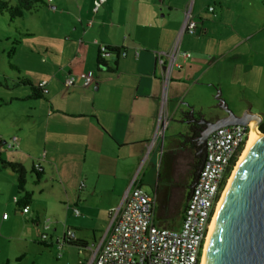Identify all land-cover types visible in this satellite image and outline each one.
<instances>
[{"label":"crops","instance_id":"crops-1","mask_svg":"<svg viewBox=\"0 0 264 264\" xmlns=\"http://www.w3.org/2000/svg\"><path fill=\"white\" fill-rule=\"evenodd\" d=\"M190 1L107 0L96 13L93 0H41L34 6L35 12L43 14L31 15V26L26 28L25 35L38 40L29 45L34 54L31 73L23 80L47 92L30 99L31 89L19 81L0 85V140L11 139L0 151L27 171L26 191L31 194L27 214H33L30 220L37 227L43 217L52 218L54 242L70 228L83 246L94 251L109 228V211L121 206L136 185L151 183L163 211L172 204L179 183L176 172L171 173L166 148L182 134L164 138L162 156L158 155L161 141L155 134L163 86L153 52L171 49ZM226 2L193 0L197 29L193 35L184 34L180 45V52H188L190 58L178 57L172 93L164 100L170 120L178 114L183 123L182 114L190 112V107H181L178 88L186 80L205 76L206 53L200 49L214 20L225 18ZM102 48L118 53L105 55L106 68L100 69ZM86 74L94 81L84 88ZM70 75L76 77L75 86L65 88L64 80ZM37 165L41 174L36 184ZM4 171L8 174L0 176V195L7 183L12 196L16 175ZM5 214L2 225L9 219H3ZM85 232H91V239ZM86 253L90 259L91 251Z\"/></svg>","mask_w":264,"mask_h":264},{"label":"rangeland","instance_id":"rangeland-1","mask_svg":"<svg viewBox=\"0 0 264 264\" xmlns=\"http://www.w3.org/2000/svg\"><path fill=\"white\" fill-rule=\"evenodd\" d=\"M2 1L12 7L17 5V0ZM216 9L219 10V6ZM224 10L225 18L223 21L214 20L216 23L210 30L209 39L200 49L206 53L203 56L205 64L202 65L206 74L198 81L186 80L179 85V102L183 103L181 107L192 108L194 116L210 121L223 114L215 98L218 91H221V97L235 114L249 110L264 119V0H227ZM37 14L43 13L35 12L34 7L31 12L13 20H10L8 13H0V85H12L31 73L30 63L34 54L30 53L29 45L33 46L38 39L25 33L26 28L31 26L30 16L35 17ZM173 77H178L176 71ZM170 84L171 81L166 87L167 96L172 93ZM180 119L178 114L171 117L168 129L164 132L165 140L174 135L186 134L187 126ZM3 141L8 144L11 139L6 137ZM186 171L185 165L176 171L179 187L174 191L170 207L163 211L158 202L156 220L161 227L177 228L181 223L179 215L190 185ZM6 174V171L0 169V176ZM6 184L0 195V264H24L25 259H29V264L88 262L86 250L80 254L76 246L66 244L58 251L54 242L56 233L52 230L45 232L48 236L46 243L54 245L48 247L41 244L42 228L31 222L32 213L23 214L22 209H17L14 197L19 198L21 194L15 186L11 196ZM141 187L147 194L154 195L151 183ZM33 188L36 186L33 185ZM3 213L9 219L2 225ZM42 219L41 224L52 218L45 216ZM85 233L91 239V232ZM26 238H34L36 242L29 244L25 242ZM58 253H61V258H58Z\"/></svg>","mask_w":264,"mask_h":264},{"label":"built area","instance_id":"built-area-1","mask_svg":"<svg viewBox=\"0 0 264 264\" xmlns=\"http://www.w3.org/2000/svg\"><path fill=\"white\" fill-rule=\"evenodd\" d=\"M106 1L93 0V13H96ZM192 3L193 0L184 10L185 23L171 49L167 52H153L163 86V100L155 134V138L161 141L158 152L160 157L164 145V132L170 121L164 106L166 87L171 81L173 69L180 68L178 57L183 60L190 58L188 52H180L182 37L184 34H195L197 29V22L191 11ZM213 11V7L208 8L209 13ZM87 25L90 27L92 22L88 21ZM105 49L102 48L101 57L110 54ZM93 81L90 74L84 75L83 87H89ZM75 82L76 77L70 75L65 78L63 85L65 88H72ZM45 84L46 82H42V86ZM251 131L250 126H229L209 135L201 171L185 202L178 228H165L157 223V194L149 195L141 186L136 185L128 190L121 206L109 211V228L94 251L83 246L70 228H65L63 235L56 240V249L59 251L63 245L75 244L80 254L84 250H90L92 256L86 264H201L204 245L216 208ZM36 171H40L38 165ZM16 201L17 198H14V202ZM22 213L27 214L28 207L23 208ZM73 213L79 215L77 209H74ZM3 219H7L6 214ZM51 226L52 222L49 219L41 224L42 243L47 242L48 236L45 232L50 231ZM61 256V253H58V258Z\"/></svg>","mask_w":264,"mask_h":264},{"label":"water","instance_id":"water-1","mask_svg":"<svg viewBox=\"0 0 264 264\" xmlns=\"http://www.w3.org/2000/svg\"><path fill=\"white\" fill-rule=\"evenodd\" d=\"M215 98L227 116L216 121L195 120L204 127L195 139L196 154L202 160L191 189L201 171L210 134L229 126H250L251 130H257L262 121V116L249 110L236 115L221 97V91ZM190 113L194 118L192 108ZM259 133L228 187L207 245L204 264H264V133Z\"/></svg>","mask_w":264,"mask_h":264},{"label":"trees","instance_id":"trees-1","mask_svg":"<svg viewBox=\"0 0 264 264\" xmlns=\"http://www.w3.org/2000/svg\"><path fill=\"white\" fill-rule=\"evenodd\" d=\"M40 2L41 0H17V5L15 7H12L6 1L0 0V13H8L10 16V20H13L14 18H21L26 12L30 11L36 4ZM105 50L109 53H116V54L118 53V50L116 49L106 48ZM97 66L100 69L104 67L106 68L104 59L103 57H101V54H99ZM18 81L20 85L28 86L31 89L32 95L30 96V99L37 98L38 96L43 94V91L40 90V88L35 87L34 85L28 83L27 81H24L23 79H20ZM189 115L191 116L190 112H185L182 114V117L185 118L186 116H189ZM260 132L264 133V124L260 128ZM6 145H7V142L0 140V149ZM196 150H198V147ZM201 160L202 159L196 155V162H195L196 167H198ZM0 169L10 170L12 173L16 175L18 193L21 194V197L17 198V201L15 202L17 209H23L25 207H28V203L31 200V194L26 191L28 173L25 170V168L19 163L12 162L6 159L5 156L2 154V152L0 151ZM34 173L36 176L35 183L37 184L40 180L39 176L41 172L34 171ZM187 198H188V194L184 198V205H185ZM184 205L182 207V211H183ZM71 245L76 246L75 244H71Z\"/></svg>","mask_w":264,"mask_h":264},{"label":"flooded vegetation","instance_id":"flooded-vegetation-1","mask_svg":"<svg viewBox=\"0 0 264 264\" xmlns=\"http://www.w3.org/2000/svg\"><path fill=\"white\" fill-rule=\"evenodd\" d=\"M222 110V109H221ZM243 112L238 113L236 115L240 116ZM227 116V113L223 111L221 116H216L210 121H216L219 118ZM201 116L191 117L186 116L182 117L183 122H187V132L186 134L180 135L176 139L172 140L166 148V156L170 160V169L173 174L178 170V168L185 165L187 168L186 174L190 178V185L188 188V195L191 191V184L196 175L197 168L196 167V153H197V145H196V137L199 135L200 130L204 127L203 124L196 123L195 120H200ZM264 124V119L258 124L257 130L260 132V128Z\"/></svg>","mask_w":264,"mask_h":264},{"label":"bare ground","instance_id":"bare-ground-1","mask_svg":"<svg viewBox=\"0 0 264 264\" xmlns=\"http://www.w3.org/2000/svg\"><path fill=\"white\" fill-rule=\"evenodd\" d=\"M259 136H260V133H259L258 130H252V131H251V134H250L249 139H248V141H247V143H246L245 149L243 150L242 154L240 155V158H239V160H238V162H237V164H236V166H235V168H234V170H233V172H232V174H231V176H230V178H229V180H228V183H227L226 188H225V190H224V192H223V194H222V196H221V199H220V201H219V203H218V206H217V208H216V212H215V214H214V217H213L212 223H211L210 228H209V231H208V235H207L206 242H205L204 249H203L202 263H201V264H204V260H205V252H206V249H207V245H208V242H209V239H210L211 233H212V231H213V228H214V225H215V222H216L217 215H218V213H219L220 207H221V205H222V202H223V200H224V198H225V195H226V192H227V190H228V187H229V185H230V183H231V181H232V179H233V177H234V175H235V173H236V171H237V169H238V167H239L241 161L243 160L245 154L247 153L248 149L250 148V146L253 144V142H254Z\"/></svg>","mask_w":264,"mask_h":264}]
</instances>
